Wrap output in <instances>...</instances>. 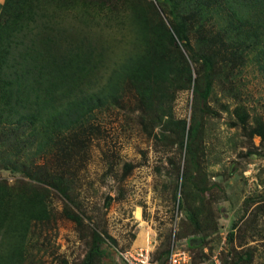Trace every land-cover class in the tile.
Wrapping results in <instances>:
<instances>
[{"label":"trees","instance_id":"trees-1","mask_svg":"<svg viewBox=\"0 0 264 264\" xmlns=\"http://www.w3.org/2000/svg\"><path fill=\"white\" fill-rule=\"evenodd\" d=\"M214 16L218 22L211 21ZM249 64L264 71V0H3L0 264H37L32 251L42 249L40 231L59 219L54 196L63 201L60 216L75 222L90 246L78 264H105L103 246L117 240L85 222L92 217L81 198L80 172L90 159L91 137L101 132L99 115L108 110L128 112L148 138L182 152L184 164L182 157L168 158L164 186L184 218L180 231L165 233L154 260L165 264L175 235L187 238L193 264H216L208 262L205 244L220 229L214 200L227 190L226 179L213 180L221 174L204 164L208 118L221 116L219 104L245 143L253 145L255 137L264 143V118L252 116L241 102L236 70ZM187 90L190 117H177L174 102ZM217 90L236 99L234 108ZM129 92L134 105L127 102ZM253 153L264 155L253 147L241 156L254 159ZM134 167L124 162L109 173L122 182ZM245 202L233 224L240 243L246 233L257 232L264 213L263 195ZM229 240L222 264H252L254 247L234 246L233 231Z\"/></svg>","mask_w":264,"mask_h":264},{"label":"rangeland","instance_id":"rangeland-1","mask_svg":"<svg viewBox=\"0 0 264 264\" xmlns=\"http://www.w3.org/2000/svg\"><path fill=\"white\" fill-rule=\"evenodd\" d=\"M2 2L0 0V11ZM211 21L218 22L217 16ZM215 23L210 25L218 26ZM107 38L112 40L113 35ZM236 72L242 91L241 102L252 116L264 118V71L249 64ZM217 94L234 108L235 98H228L221 90H217ZM135 98L134 93L127 94L129 104L134 105ZM191 99L192 93L188 90L178 94L174 102L177 117H190ZM216 107L221 116L208 118L207 161L204 164L210 173L221 174L211 176L213 180L226 179L223 186L226 187L227 196L220 192L217 200H214L220 209L217 217L220 229L210 236L205 249L211 257L218 251L223 255L225 250L231 248L229 234L233 231V245L239 249L254 247L252 264H264V213L258 219L257 232L246 233V241L242 243L238 236L239 227H233L244 211L243 205H249L245 200L264 196V183L261 182L264 180V155L253 153L254 159L241 156L242 152L253 147H258L259 152L264 153V143L260 137L254 138L253 145L245 143L241 130L228 126L229 113L222 110L219 104ZM99 122L101 132L91 137L90 159L80 172L81 198L88 215L92 217L91 220L86 217L85 222L98 224L117 240L116 247L106 243L114 254L118 250L126 251L144 245L149 239H156V247H159L166 232L174 230L175 226L180 231L184 218L178 201H174L171 191L164 186V182L169 181L167 170L171 163L169 165L168 158L174 156L175 160H179L182 152L177 146L168 147L159 140L148 138L136 121L128 117V112L104 111L99 115ZM124 162H131L135 167L121 182L113 172L109 173V169L113 167L118 170ZM181 164H184L183 157ZM158 167L161 168L160 172ZM3 175L9 177L10 181L15 178L8 173ZM120 188H123V197L120 196ZM53 205L59 219L46 224L40 231L39 245L42 249L33 250L32 258L36 259L37 264H62V258L67 259L69 264H78L85 259L90 246L79 236L75 222L60 216L62 199L54 196ZM255 206L253 204L248 212L251 213ZM185 239L182 238L183 241ZM103 261H110V257H105Z\"/></svg>","mask_w":264,"mask_h":264},{"label":"built area","instance_id":"built-area-1","mask_svg":"<svg viewBox=\"0 0 264 264\" xmlns=\"http://www.w3.org/2000/svg\"><path fill=\"white\" fill-rule=\"evenodd\" d=\"M177 226H175V230ZM186 240L177 239L174 235L173 242L171 245L170 253L165 264H193V258L190 250L187 248ZM157 240L149 239L145 245L138 246L126 251H116L118 258H122L127 264H158L154 260V251L156 247ZM222 249V248H221ZM220 253L216 252L212 260L216 264H222L220 259Z\"/></svg>","mask_w":264,"mask_h":264},{"label":"water","instance_id":"water-1","mask_svg":"<svg viewBox=\"0 0 264 264\" xmlns=\"http://www.w3.org/2000/svg\"><path fill=\"white\" fill-rule=\"evenodd\" d=\"M107 247L108 246L106 244L103 246L104 249H108V251H109V248H107ZM105 264H127V263L122 258H119V260L117 261L116 256L113 255V256H111L110 261H106Z\"/></svg>","mask_w":264,"mask_h":264},{"label":"clouds","instance_id":"clouds-1","mask_svg":"<svg viewBox=\"0 0 264 264\" xmlns=\"http://www.w3.org/2000/svg\"><path fill=\"white\" fill-rule=\"evenodd\" d=\"M177 230V229H176ZM175 229H174V232L176 231ZM174 237V236H173ZM187 239V238H186ZM180 240H182V239H180ZM109 245H111V246H113V247H116L115 245H113V244H109ZM186 245H187V240H186ZM109 248V247H108ZM107 251H108V249H106ZM157 250V249H156ZM207 250V248L205 249V251ZM108 253V252H107ZM220 255H221V253H220ZM115 256H116V260L118 261L119 260V258H118V255H117V253L115 254ZM193 258V257H192ZM208 262H214L213 260H212V257L210 256V259L208 260ZM222 262V261H221ZM105 263V262H104Z\"/></svg>","mask_w":264,"mask_h":264},{"label":"flooded vegetation","instance_id":"flooded-vegetation-1","mask_svg":"<svg viewBox=\"0 0 264 264\" xmlns=\"http://www.w3.org/2000/svg\"><path fill=\"white\" fill-rule=\"evenodd\" d=\"M107 251V250H106ZM108 253H107V255H105L104 257H103V260H104V258L105 257H107V256H109L110 258H111V256H115V254L114 253H112L111 251H107ZM104 262H106V261H104Z\"/></svg>","mask_w":264,"mask_h":264},{"label":"crops","instance_id":"crops-1","mask_svg":"<svg viewBox=\"0 0 264 264\" xmlns=\"http://www.w3.org/2000/svg\"><path fill=\"white\" fill-rule=\"evenodd\" d=\"M145 244H146V243H145ZM145 244H144V245H145ZM142 245H143V244H142ZM142 245H139V246H142Z\"/></svg>","mask_w":264,"mask_h":264}]
</instances>
